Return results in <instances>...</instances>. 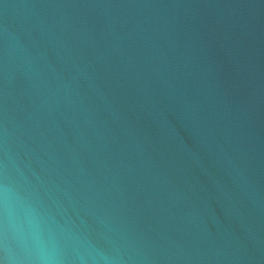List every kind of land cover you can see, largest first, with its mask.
<instances>
[{
  "label": "water",
  "instance_id": "1",
  "mask_svg": "<svg viewBox=\"0 0 264 264\" xmlns=\"http://www.w3.org/2000/svg\"><path fill=\"white\" fill-rule=\"evenodd\" d=\"M0 264H264V0H0Z\"/></svg>",
  "mask_w": 264,
  "mask_h": 264
}]
</instances>
